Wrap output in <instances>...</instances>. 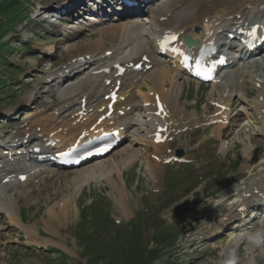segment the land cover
Here are the masks:
<instances>
[{
    "label": "rangeland",
    "instance_id": "obj_1",
    "mask_svg": "<svg viewBox=\"0 0 264 264\" xmlns=\"http://www.w3.org/2000/svg\"><path fill=\"white\" fill-rule=\"evenodd\" d=\"M67 1L69 0H0V50L2 47V50L5 51L4 53L0 51V57L4 58L0 59V81H6L11 85V87L4 86L9 89L7 95H3L2 99L0 98V113L17 108L18 113L13 115L15 116L14 121L17 122L14 123L16 126L24 125L37 112L50 113V108L61 105L58 92L55 89L42 88L37 94L39 97L36 101L38 109H35L33 113L25 112L28 108L20 109L21 104L28 95L31 98L34 96L32 91H35L48 71L55 70L63 62L79 58V56L74 57L75 54L77 55L82 51L85 54L90 51V48L95 49V47L92 48L87 44L99 37L95 32L96 27L105 24L100 23L97 19H91L96 21V27L91 29L90 26H86L89 30L85 29L86 31L77 34L78 36H73L75 33L73 28L65 30L59 25H39L35 11L39 3L43 5L50 4L55 7H59L61 4V7L62 3ZM68 27L71 28L72 25H68ZM55 43L58 44V52L45 61H41L39 57L41 47L44 44H50V46L44 48L46 51H50L49 47ZM69 44H74L79 48H76V52L71 53L67 48ZM262 58L264 59V50L254 60L261 59L262 63ZM159 61V59L156 60V63H159ZM259 67V78L263 81L264 66ZM246 68L247 63H240L230 67L226 74L237 76L232 85L235 90L234 93L240 96H244L246 93L247 98L245 97V99L249 104H253L255 97H257L256 94L262 93V89L258 91L254 89L251 82V73ZM79 70L82 71L83 69ZM242 70L246 74L241 75L240 71ZM71 71L73 72V70ZM68 73L66 76H68ZM66 76L62 79L71 80ZM21 77H26V82H29L24 83L23 79H21V82ZM46 78L47 76L43 81L45 85L43 87H54L52 84H55V82L49 84ZM197 83L193 80L183 79V93L180 104L186 105L190 111L194 110L198 116L204 117V115H210L208 108H210L209 101L212 87L204 84L198 85L199 83ZM135 88L133 87V89ZM83 89H90V85H84ZM196 90H198L197 93L194 92ZM138 92L134 93L132 101L137 102L135 100H137ZM91 93V100L95 102L99 97V87L93 88ZM12 97L13 99H11ZM250 116H245L244 122L248 123L247 126L242 124L243 121L234 120V127L228 128L226 132L224 131L220 135L218 141L220 143L225 141L228 146L226 158L212 159L213 154L211 151L215 148L220 151V147L219 145L214 146V140H208V135L211 132L209 127L204 131L200 130L183 135L182 139L184 141L191 140V143H195V146L202 144L199 149L191 153L190 159L193 162L206 163L203 165L206 173L203 181L200 180L202 172L197 168V164H190L189 166L185 164L182 170H176L179 165L173 166L171 167L173 169H171L159 164V175L157 174V182L155 181L158 183L159 179V183L158 185L154 184L153 180L148 178L149 174L147 172L149 170L147 167L154 166L155 162L143 153V151L146 152V150H141L143 146L137 145L136 141L133 144L128 140L123 147L118 148L116 151L113 150L108 157L102 158L104 161L99 165L100 167H97L98 169L94 168L93 161L75 169L51 168L49 170H54V176H47L39 183H30L24 187L19 186L11 189L17 194L29 193L27 196H21L19 200V206L23 208L20 212L22 220L27 221L28 219L31 224L38 225L41 233H43L42 228L48 230V223L52 224L53 228H58V231L62 234L58 237V241L61 242L59 244L64 242L61 246L64 247L66 244L69 249L71 248V251H69L72 259L62 248L52 250L51 253L49 251H38V254L34 255V251L26 245L27 241L24 242L23 237L20 236V231L13 226L8 227L9 222L7 216H5L6 214H1L0 221L4 229L0 232V238H3L5 242L0 246V264H34V259L42 264H74L73 260H85L86 264H227V261L232 264H264V246L250 244L246 238L247 233L264 223V210L262 212L260 209V215L254 220L256 225H251L247 229L244 227L238 228L235 232H233L235 230V228H232L233 225H230L224 229V232L219 231L220 235L216 236L209 235L217 230V226L215 228L212 226L208 231L207 227L200 226L199 218L200 211L205 207L204 198L209 199L212 197L211 193L218 189L217 192L225 193L224 187H235L237 185L236 180L240 178L248 180L249 187L245 190L253 192L258 187L264 189V169L260 171L261 167H259L250 178H246L247 174H243L244 171L247 172L246 170H248L242 167L245 143L251 140L253 144L258 146V151L264 154V136L258 132L263 124L258 121L251 110ZM49 119V117L39 120L35 118L33 119L35 121L31 120L29 124L45 125L50 123ZM213 126L215 125L210 127ZM9 128L11 126L5 125V120L0 119V130L7 133ZM220 131L222 132L223 129H220ZM133 159L135 160L134 164L123 170V178L127 183L126 191L128 193L125 204L130 214L129 217H126L121 205L115 198L112 186L106 181L105 176H108L110 170L114 169L113 171H116ZM219 160H223V162ZM219 167L221 173H215L216 168ZM250 172L253 171L250 170ZM222 185L223 187L220 188ZM161 188L163 193L155 191L157 189L161 190ZM171 188L173 189L170 190ZM238 193L239 191H236L233 194L237 195ZM253 199L260 200L257 197ZM68 200L72 203L76 202L75 205L78 206V210L72 211L67 221L64 220L65 222L61 223L64 227L49 222L50 211L60 208ZM210 200H213V198ZM140 203L142 205H139ZM206 203L209 205L207 201ZM143 206L148 208L153 206L154 208L148 212L141 211ZM225 207L223 205L221 208ZM221 208L216 210L209 208V213L211 212V215H214V213L219 214ZM235 210H231L227 217L231 223L233 219L235 220L233 218L235 217ZM115 216L123 222L118 223ZM130 217V220H125ZM231 218L233 219L231 220ZM185 225V228H179ZM206 226H208L207 223ZM174 229H179L177 237H175ZM198 230L201 232L198 233V238L202 236L205 238L207 235L209 237L205 238L206 244L192 248L188 245L192 238L196 237L195 234ZM58 231L56 233H59ZM233 233H236V235L229 236ZM204 238L198 241L202 244ZM49 249H53V246ZM225 252L229 256H226Z\"/></svg>",
    "mask_w": 264,
    "mask_h": 264
},
{
    "label": "bare ground",
    "instance_id": "obj_2",
    "mask_svg": "<svg viewBox=\"0 0 264 264\" xmlns=\"http://www.w3.org/2000/svg\"><path fill=\"white\" fill-rule=\"evenodd\" d=\"M74 1L72 2V4H69L67 9L76 8V4H79L81 2V0H76L75 2ZM263 7L264 0H149L147 3L132 8L131 10H125L118 21H108L106 24L99 25L98 28L96 27L95 32L99 37L95 41L90 42L89 44L86 43L87 46H92V48L95 47V49L90 48V51L85 54L83 53V51L77 55L75 54L74 57L79 56V58L75 59L73 61L74 63L71 62V64H69L65 68L56 72L49 73L46 80L48 82V79H54L56 82L52 85H54V87H58L59 94L62 100L68 101L71 99V97L75 98L77 97V95L85 94V92H82L85 84H91L92 86L101 82V80L98 78L99 76H101V74H93V71L95 69H98V66L100 64L104 63L107 65V67H112L114 66V63L117 64L119 62H123L122 64L130 68V64L136 65L143 59L144 55H148V57L151 58L150 64L153 65V67H151L150 69L144 68L141 72L136 73L134 81L132 83H129L127 87L135 88L137 86L139 88L138 89L136 87L139 92L137 93V100L135 101H137L136 103H138L139 101H143L144 103L149 102V106L146 107V110L148 112L140 113L138 110L139 108H137V105H133L134 109L129 113L128 117L124 120V122H129L131 124L130 127L132 128H129L128 130V134L131 137V141H136L137 143H142L145 145H148V143H152L156 147V152H161V148L164 143L155 144L153 142L152 134L154 130H151V126H153V128L155 129V122H160L162 123V125L170 124V126L168 127V131L174 133L179 129L195 126L196 123L199 121V119L194 113L188 112L186 106L180 104V98L183 92L182 80L184 78H188L185 69L186 61L184 59V56L188 55L191 56L193 59H197L198 57V53L196 51L190 52V49H188L187 47L184 49L183 40L185 36L191 35L192 37L199 39L200 42L195 45L196 47H194L195 49L199 50L203 45L208 44V30L210 28L215 29L219 25L227 22H240L247 15L253 13L255 14L257 11H261ZM51 9L52 8H49V10ZM86 19L91 20L97 18L89 16ZM97 23L99 24V22ZM77 24L79 25L80 23L77 22ZM195 27H200V31H195ZM167 35H169L171 40L175 41L176 43L171 44L169 46H165L167 47V49L166 52H163V54L167 56H164V58L160 57L161 61L158 64L154 63V59L156 55L159 54V50L163 47ZM175 36L179 37V40H174L173 37ZM108 41H110L111 47H107ZM174 45H176V47H178L180 50L175 51L174 49H172V46ZM49 48V50L53 52L54 50H57L58 47L57 45L53 44ZM67 48L72 53L76 52V48H79V46L76 47L74 44H69L67 45ZM257 48L259 49V47ZM43 50L46 51L45 49ZM109 50L113 52H111L112 55L108 54ZM50 51L46 52L52 53ZM252 54L253 53L246 57V59L254 60V55H256L257 53L251 56ZM259 62L260 65H263L264 59L262 63L261 60ZM255 63H257L258 65V62ZM76 68L83 69L81 73L82 78L76 81L68 80L65 82V84H63L64 82L60 83L63 76L67 74L64 73L66 69L69 72L71 70H77ZM256 68L257 70H259L258 66H256ZM251 71L255 72L256 69L253 68V70ZM112 72L113 73L107 76L106 80L113 78L114 70ZM254 75L255 74L252 75V78L255 81L256 77ZM68 77L70 79V75L66 76V78ZM145 87H147V91H145ZM214 88L217 89V85H214ZM156 94H159V97L163 102L164 110L167 111V116H163L162 111H157V113H161L158 116L153 115L155 114L157 109L150 106V103L154 101ZM124 95L125 97H123ZM34 96L36 97L35 94ZM34 96L32 98H35ZM127 96L128 91L124 88V91L121 92V97L119 98V101H126V99L124 98H127ZM132 96L133 95L129 97L130 100H132ZM235 98V103H237V105L232 102L234 99L232 94L219 97L218 102L225 105L223 112L221 113L220 117H218L224 121V123H221V125H219L220 129H225L228 127V125L231 124H228L229 118L232 113V111L229 109L234 105L238 107L239 110H243L245 112H248V110H253L259 120L262 121L264 124L263 97H256L253 104H249V102L247 101V99H245V96L243 95L239 97L235 96ZM217 110L220 111L219 108ZM100 115L101 113H95L94 118L92 119V115L88 116L91 122L89 125H87V128H89L91 124L95 123L96 119ZM50 119L54 120L56 119V116L54 115ZM59 122H62V120H59L58 123ZM71 122L72 121H68L65 123L62 122L63 124L61 126H57V124H55L52 128V121L50 120L49 124L46 123L45 125H30V127L13 134L8 140V142H16L19 137H22V139H24L26 138V135H28L27 138L31 141L27 150L23 155L20 156V160L17 162L7 163L10 160V155H8V153L11 150V146L9 147L10 150L7 148L8 150L4 151L3 153H0V214H6L9 220V225L24 229L25 236L27 238V245L36 244L37 246L46 247V245L48 246L49 241H40L36 239L39 235L38 229L35 226H25L20 221L18 213V202L21 196H27V194L29 193L27 192L17 194L16 192L10 191L11 187H15L18 183L22 182V180H20L18 177V175L22 173L26 176V182H24L22 185H26L29 182H33L36 178H45L51 175L54 176L53 170L48 171L46 169H43L46 168V165H35L31 161V159L33 158L34 150L40 141H42V145L45 146L49 142V140L52 139L56 141V148L64 147V149H66L69 144L77 143L79 135L81 133L80 130L86 125L78 124L72 126ZM67 125L72 128L69 130L68 135L65 136L63 130ZM219 127L215 130L213 129L212 134L216 136L220 135L221 131ZM96 129H99V131L104 130V132H111L114 129H119V127H110L106 125V122H103L98 125ZM261 129V132L264 135V126L263 128L261 127ZM102 132L103 131L97 133L98 135L95 133V135L93 133L91 135L95 137L100 136ZM45 136L48 138L47 140H44L46 138ZM85 139L86 138H82L79 140V146H81ZM66 143L69 144L67 145ZM223 144H226L225 141L223 142ZM222 147L224 149L226 146L224 145ZM45 149H49L48 146H45L44 150ZM53 152V154H56L57 150H54ZM109 154L105 155V157H107ZM13 155L15 154H12L11 156ZM155 156L158 157L159 155L155 154ZM243 157V169H249V171H256V169H258L259 167H261L259 169L260 171L264 169V155L259 154V152L257 151V146L253 145L251 140L248 141V143H245L244 145ZM103 161L104 160L102 158L93 161L95 166L94 168H97L99 165H101ZM134 162L135 160L133 159L128 162L127 165L125 164L124 167H121L116 171H113L114 169L110 170L108 172V176H105L106 181L110 183L112 189L114 190L115 198L121 205L122 210L124 212V216H128L130 214L125 204L128 199V193L126 191L127 183L123 178V170L127 167L132 166ZM153 165L154 166L151 165L149 168L147 167V169L149 170L148 174L150 178L154 179V182H157V176L159 175V161L157 158L155 164ZM15 166H20L21 171L15 173L14 177H11L8 182H3V179L7 177L6 173L3 172L6 171L8 173V171H10V169L14 168ZM17 168L18 167H16V169ZM90 171L92 172L93 170ZM240 195L237 197L238 200L235 198L238 202L240 201ZM256 197L260 198L258 194L254 195V198ZM253 200L255 201V205L261 206L264 201V197H261L260 200ZM75 204L76 202L72 203V201L70 202V200H68L67 203H63L60 208L58 207V209H52L49 213V222L55 224L57 223V225L63 226L61 223L64 220L67 221L69 214L72 211L74 212V210H78V206ZM230 205L232 206L233 203ZM240 206L241 204H239L238 207H232L231 209L235 210L237 208L234 211L235 217H233L235 218V220H237L235 222L236 226H234V228L237 226L241 227L248 222L243 219L245 211L238 210ZM233 218H231V220ZM221 225L223 226L224 224L222 223L220 224V226L216 227L217 230L214 231V233H217L221 230ZM211 227L212 226H208L207 228L210 229ZM47 228L48 230L55 229L50 223H48ZM206 237H208V235ZM195 242L198 243L197 245L201 244L198 240ZM204 243L205 242L203 240L202 244ZM64 248H66L67 250L69 246L65 244ZM225 254L228 255L227 252H225ZM227 263H230V261H227Z\"/></svg>",
    "mask_w": 264,
    "mask_h": 264
},
{
    "label": "clouds",
    "instance_id": "obj_3",
    "mask_svg": "<svg viewBox=\"0 0 264 264\" xmlns=\"http://www.w3.org/2000/svg\"><path fill=\"white\" fill-rule=\"evenodd\" d=\"M250 244L255 246H264V224L246 234Z\"/></svg>",
    "mask_w": 264,
    "mask_h": 264
},
{
    "label": "water",
    "instance_id": "obj_4",
    "mask_svg": "<svg viewBox=\"0 0 264 264\" xmlns=\"http://www.w3.org/2000/svg\"><path fill=\"white\" fill-rule=\"evenodd\" d=\"M78 264H85L83 261H79Z\"/></svg>",
    "mask_w": 264,
    "mask_h": 264
},
{
    "label": "snow or ice",
    "instance_id": "obj_5",
    "mask_svg": "<svg viewBox=\"0 0 264 264\" xmlns=\"http://www.w3.org/2000/svg\"><path fill=\"white\" fill-rule=\"evenodd\" d=\"M175 37H173V39H174ZM199 74V73H198ZM206 78H210V77H206ZM158 139H159V136H158Z\"/></svg>",
    "mask_w": 264,
    "mask_h": 264
}]
</instances>
